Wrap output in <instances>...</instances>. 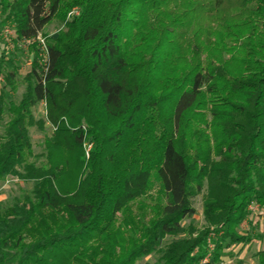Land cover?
Instances as JSON below:
<instances>
[{"label": "trees", "instance_id": "1", "mask_svg": "<svg viewBox=\"0 0 264 264\" xmlns=\"http://www.w3.org/2000/svg\"><path fill=\"white\" fill-rule=\"evenodd\" d=\"M63 1L0 0L2 25L14 23L16 45L34 44ZM250 2L260 6L247 15ZM73 3L81 17L46 47L44 66L32 56L18 103L9 94L20 67L0 49V186L8 177L34 184L22 199L0 201V264H136L152 255L156 264H200L210 237L217 263L249 241L239 230L250 207L264 209V30L252 21L264 0ZM145 41L157 64L145 63ZM43 100L55 132L33 157L31 110ZM138 131L149 138L145 152L132 143ZM198 195L201 229L183 224ZM144 197L159 213L149 226L140 216L118 220ZM166 238L174 240L161 246ZM255 257L264 264V251Z\"/></svg>", "mask_w": 264, "mask_h": 264}, {"label": "rangeland", "instance_id": "2", "mask_svg": "<svg viewBox=\"0 0 264 264\" xmlns=\"http://www.w3.org/2000/svg\"><path fill=\"white\" fill-rule=\"evenodd\" d=\"M260 5L259 3L250 2L246 3V8L248 10L245 11V14L252 15V11L256 10ZM250 11V12H249ZM253 12V13H254ZM82 14V8L81 6L77 5L76 3H73V0H64L61 4V8L59 11V14L57 17L49 23L41 32L39 40L35 41L34 44L30 45H16L13 41L15 39L12 38L11 35H5L4 31H10L11 34L14 33L15 25L12 22H6L4 25H2L3 22V14L0 10V49L3 50V52H6L8 54H11L12 57L14 56V59L19 64V75L16 79L17 89L15 92H11L9 94L10 99L14 103H18L20 101L22 92L25 87V82H23L24 78L26 77V73L28 70H30L31 67H33L34 62H32L31 58L32 56H35V64L36 67L38 66H44L45 64V52L44 49L52 44L56 43L57 38L66 32L67 25L71 24L73 20L80 18ZM229 14V12H228ZM259 18L252 19L254 21L255 26L258 30H264V15H260ZM232 17V13L230 15V19ZM250 18V17H247ZM229 19V20H230ZM251 20V18H250ZM149 37V38H148ZM148 40L151 39V36L148 35ZM13 39V40H12ZM12 40V42L10 41ZM146 40V39H145ZM9 41L11 43H9ZM151 41V40H150ZM150 41H145V63L146 62H152L157 64V62H160L157 59H154L151 56V50H148ZM45 47V48H44ZM32 51V52H31ZM130 62H133L134 60H129ZM160 69H156V72L160 73ZM170 69L166 68L163 69L164 73H168ZM3 78L0 77V85L3 84ZM157 81V80H156ZM156 84V82H155ZM47 103L45 100L39 102L32 110L31 113L34 118V126L29 128V135L31 139V145H32V154L33 157L40 156L41 153L44 150V141L45 139H49L53 136V133L55 132V129L51 125L48 124L47 121ZM109 121V119H106ZM39 121H42L44 123V127L42 130L37 128V123ZM109 124H112L109 121ZM117 127V126H116ZM114 128V127H113ZM3 125H0V134L2 133ZM134 148L137 150V152H140L141 150L145 152V148H148L149 138L147 134L143 131H138L132 141ZM85 144L91 145L90 151L86 150L87 148H84L83 146V166H81V178L84 179L88 175L89 171L87 169L86 164L90 160L91 157V150H92V143L86 141ZM126 143H123L120 145V151L123 152V148H126ZM154 146V145H153ZM134 148L131 146L130 150H134ZM153 148V147H152ZM54 155V154H53ZM59 156V151H57V154L53 157H56V159ZM33 160H37V158H33ZM32 161V160H31ZM42 161V158H39L38 163ZM78 161V160H77ZM105 162V160H104ZM107 162V161H106ZM190 163V162H189ZM192 164V163H190ZM33 183H23L16 178L8 177L3 184L0 186V201L4 204H10L13 199H22L24 196L28 195L30 191L33 188ZM158 186L157 183H153V191L150 192V197L156 196V190ZM155 189V190H154ZM152 199V198H151ZM141 204L144 206L146 205V211H144L143 214H140L144 208H142ZM193 206L195 209V215L190 218L184 220L183 224L184 226H187L188 224H192L196 226L197 228L201 229L204 226L203 216H202V197L201 195L195 196L193 199ZM153 204L149 200H145L144 198H141L137 204L132 206L128 213L126 215H118V220L126 219L125 216L130 219H138L140 216L141 221L143 222V225L145 227V224L149 226L150 222L157 218L158 210L154 209ZM250 210V209H249ZM259 210L258 212L256 210H250L255 211L258 213L257 217L260 220H254L251 221L250 226L247 224H243L240 226V232L242 234H248L250 236V243L247 245H243L240 247H234L232 250H226L225 254L226 257L224 258L223 262L221 264H257L256 260L253 257V254L259 250L264 249V214H260L261 211H264V209L257 208ZM67 219L66 215H64ZM254 217V218H255ZM253 218V219H254ZM256 221V222H255ZM40 230V227L38 231ZM139 234L138 236H140ZM174 238H166L165 240L161 241V246L173 241ZM158 256L152 255L147 258H142L139 261H137L136 264H156L157 263Z\"/></svg>", "mask_w": 264, "mask_h": 264}, {"label": "built area", "instance_id": "3", "mask_svg": "<svg viewBox=\"0 0 264 264\" xmlns=\"http://www.w3.org/2000/svg\"><path fill=\"white\" fill-rule=\"evenodd\" d=\"M4 34H5V35H11V36H13L12 38L15 37V33L11 34L10 31L8 32V31L5 30V31H4ZM39 37H40V35L38 36V38L36 39V41L39 40ZM15 38H16V37H15ZM12 40H13V39H12ZM12 40H10V41L12 42ZM14 40H15V39H14ZM10 41H9V43H11ZM13 42H14V41H13ZM23 44H24V45H29V44H31V42H30V41H26V42H24ZM44 48H45V47H44ZM44 52H45V62H46V61H47V50H46V48L44 49ZM84 148H87L86 150L90 151L91 145H89V144H84ZM257 208H258L257 206L252 205V206L250 207V210H256V211H257ZM212 239H213V237H210L209 240H208L206 253H205L204 258H203L202 261L200 262V264H209V263L212 261L213 253H214V250H215L214 244H213V242L211 241Z\"/></svg>", "mask_w": 264, "mask_h": 264}, {"label": "crops", "instance_id": "4", "mask_svg": "<svg viewBox=\"0 0 264 264\" xmlns=\"http://www.w3.org/2000/svg\"><path fill=\"white\" fill-rule=\"evenodd\" d=\"M259 210H257V212H258ZM257 212H255V211H250L249 212V216H248V218L246 219V221L243 223V224H247V225H249L250 226V224H251V221H254V220H260V219H258L257 217H255V216H257L258 215V213ZM260 214H264V211H261L260 212ZM255 217V218H254ZM254 218V219H253ZM256 222V221H255ZM243 224H241V226L243 225ZM240 231V230H239ZM242 234V233H241ZM243 236H247L248 237V239H249V241L248 242H246V243H244V244H238V245H233V246H231L230 248H228V249H225L224 250V252H223V255L220 257V259H219V261L217 262V263H215V264H221L222 262H223V260H224V258L226 257V254H225V252H226V250H232L234 247H240V246H243V245H247V244H249L250 243V236L248 235V234H242ZM262 251H264V249H262V250H259V251H257V252H255L254 254H253V257H254V259L256 260V263L258 264V260H257V258L255 257L256 256V254L257 253H259V252H262ZM210 264H211V262H210Z\"/></svg>", "mask_w": 264, "mask_h": 264}]
</instances>
